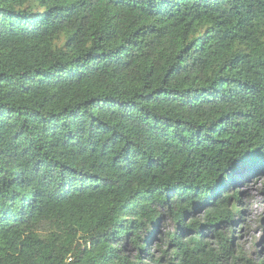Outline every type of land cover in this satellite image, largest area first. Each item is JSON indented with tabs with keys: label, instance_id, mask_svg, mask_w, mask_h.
<instances>
[{
	"label": "trees",
	"instance_id": "16d2710c",
	"mask_svg": "<svg viewBox=\"0 0 264 264\" xmlns=\"http://www.w3.org/2000/svg\"><path fill=\"white\" fill-rule=\"evenodd\" d=\"M260 176L264 0H0V264H264Z\"/></svg>",
	"mask_w": 264,
	"mask_h": 264
},
{
	"label": "rangeland",
	"instance_id": "374dc122",
	"mask_svg": "<svg viewBox=\"0 0 264 264\" xmlns=\"http://www.w3.org/2000/svg\"><path fill=\"white\" fill-rule=\"evenodd\" d=\"M239 190L242 192L241 201L243 203L241 206L243 213L241 216L234 218L236 221L232 226V234L235 236L234 242L235 245L247 251L254 261L260 263L264 261V176H260L249 184L240 187ZM203 215V210L196 211L194 215L189 214L186 217V222L191 218L202 221ZM229 227L231 226L225 223L220 224V228L225 232L228 231ZM156 229L157 232L149 241V247L155 253L173 247L166 236L168 233L176 236L180 234L183 238L190 235L186 230L176 228L174 222L168 216H164L158 222ZM202 231L206 234V227H203Z\"/></svg>",
	"mask_w": 264,
	"mask_h": 264
}]
</instances>
